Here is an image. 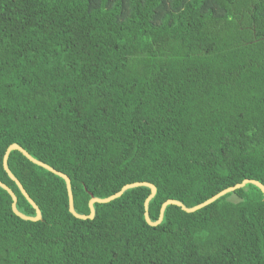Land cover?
Listing matches in <instances>:
<instances>
[{
  "label": "trees",
  "instance_id": "1",
  "mask_svg": "<svg viewBox=\"0 0 264 264\" xmlns=\"http://www.w3.org/2000/svg\"><path fill=\"white\" fill-rule=\"evenodd\" d=\"M16 144L66 175L73 208L156 188L148 217L264 186V0H0V182ZM40 211L0 187V264H264L247 184L144 220L147 187L68 211L62 178L11 151Z\"/></svg>",
  "mask_w": 264,
  "mask_h": 264
},
{
  "label": "water",
  "instance_id": "2",
  "mask_svg": "<svg viewBox=\"0 0 264 264\" xmlns=\"http://www.w3.org/2000/svg\"><path fill=\"white\" fill-rule=\"evenodd\" d=\"M14 150L20 152L31 163H33V164H35V165H37L39 167H42L43 169L55 174L56 176H58V177H60V178H62L64 180L66 191H67V196H68V211L73 217L78 218V219H82V220L92 219L93 218V215H94L93 204L94 203H99V204L108 203V202H110V201H112V200H114L116 198H119L123 194V192H125L126 190L132 189V188H136V187H147L150 190L149 196L144 201V220L149 226H153V227L158 225L161 222L162 217H163V212H164L165 207L167 205H175L177 207H180L184 212L191 213V212H194V211H196V210H198V209H200V208H202V207L214 202L215 200H217L218 198L224 196L227 193L233 192L236 189L244 188V186L247 185V184L253 185L256 188H258L260 190V192L262 193L263 199H264V186L261 183H259L257 181H254V180H243L241 183H238V184H236V185H234L232 187L226 188V189L220 191L219 193H217L216 195H214L213 197H211L210 199H208V200H206V201H204V202H202V203H200V204H198L196 206H193V207H185L182 203H180L178 201L167 200L160 207L158 219L156 221L152 222L149 219V217H148L147 208H148V202L153 198V196L156 193V188L154 187V185H152L150 183H147V182H135V183L124 185L118 192H116L113 195L108 196L106 198L91 197L90 200L88 201L89 214L88 215H81V214L76 213L74 208H73V199H72V194H71L69 178L66 175H64V174L54 170L53 168L49 167L48 165H46V164H44V163H42L40 161L35 160L34 158H32L26 151H24L18 145L12 144L5 151V154H4V157H3V162H2L3 169L6 172L7 176L15 183V185L18 188V190L22 194V196L33 207V209L35 210V216L30 217V216H26V215H23L22 213H20L16 209V196L14 195V193L7 186L2 184L1 182H0V187L3 190H5L8 193V195L10 196V198H11V201H12L11 210H12V212L16 216H18L20 219L26 220V221H38V220L41 219V215H40V211L37 208V206L29 198V196L27 195V193L25 192V190L23 189L21 184L16 180V178L11 174V172L7 168L6 161H7L8 155H9V153L11 151H14Z\"/></svg>",
  "mask_w": 264,
  "mask_h": 264
}]
</instances>
